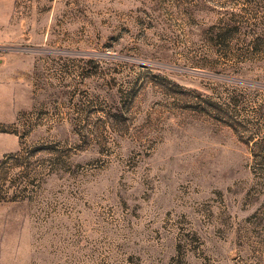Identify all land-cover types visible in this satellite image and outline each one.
<instances>
[{
    "label": "rangeland",
    "instance_id": "rangeland-1",
    "mask_svg": "<svg viewBox=\"0 0 264 264\" xmlns=\"http://www.w3.org/2000/svg\"><path fill=\"white\" fill-rule=\"evenodd\" d=\"M0 264H264V0H0Z\"/></svg>",
    "mask_w": 264,
    "mask_h": 264
}]
</instances>
